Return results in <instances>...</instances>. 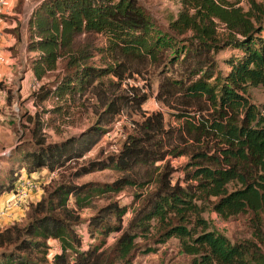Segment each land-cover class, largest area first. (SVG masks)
I'll return each mask as SVG.
<instances>
[{"label":"trees","instance_id":"1","mask_svg":"<svg viewBox=\"0 0 264 264\" xmlns=\"http://www.w3.org/2000/svg\"><path fill=\"white\" fill-rule=\"evenodd\" d=\"M239 1L181 0L163 29L139 0L37 2L27 24L39 84L31 93L39 109L25 116L33 141L0 196L22 169L58 171L59 179L30 203L25 221L0 229V264H135L139 248L149 253L170 238L189 257L180 264H264V104L248 96L264 86V3ZM225 48L237 53L223 71L216 55ZM154 80L153 97L175 124L143 109ZM123 114L120 146L83 159ZM66 127L78 130L48 139V129ZM105 169L117 174L110 182H76ZM125 189L129 204L116 199ZM85 209L94 242L81 236ZM208 209L225 220L248 214L251 237L216 231ZM49 239L59 244L51 257Z\"/></svg>","mask_w":264,"mask_h":264},{"label":"rangeland","instance_id":"2","mask_svg":"<svg viewBox=\"0 0 264 264\" xmlns=\"http://www.w3.org/2000/svg\"><path fill=\"white\" fill-rule=\"evenodd\" d=\"M39 1L40 0H6L1 14V25L6 39L2 48L7 56V63L0 69V87L6 93L5 100L0 105V184L8 183L10 172H12L13 169H18L20 166L22 150L27 147L26 144L33 141L32 135L27 128L29 124L25 116L27 114H34L37 109H39L31 98V93L34 89L39 87V84L32 78V76H30V74L28 76V71L31 66V57L34 56V53H28L27 51V24L35 5ZM256 1L264 3V0ZM139 2L149 14L154 25L160 29L166 28L169 21L176 16L181 7V0H139ZM238 4L246 8V0H240ZM232 53H237V50L225 48L217 53L216 59L218 61V66L223 71L227 69V66L223 63V59ZM156 86L157 81L154 80L152 85L153 94H151L143 104V109L147 111L160 109L164 111L166 121L175 124L176 122L173 117L168 114L167 108L162 107L154 99L153 95L156 91ZM248 96L253 103L257 106H261L264 104V86L258 85L250 87L248 89ZM51 104L52 102L50 100L43 103L46 108ZM45 119H47V115H45ZM126 120L127 117L125 114L116 117L108 126L107 132L101 137L100 141L85 154L83 159L95 157L100 150H103L104 153L114 152L120 146V143L124 138V125L126 124ZM87 124L88 121L84 119L81 127H84ZM77 130L78 127H66L64 132L56 133L54 130L48 129V139L51 141H57L67 133H72ZM17 149L19 150L17 151ZM185 160L186 158L182 156L172 159L171 162L174 166H178ZM178 175L179 172L175 173V176ZM21 176L26 177L30 176V174L25 169H22V172H19L17 180ZM49 176L50 172L47 169H42L37 171V173L31 177H35L42 181V189L44 193L45 186L50 182L59 179V172L56 171L55 175L50 179ZM116 176L117 174L114 171L105 169L85 174L76 179V182H110ZM11 192L12 191H5L0 198L2 196H8L9 194L10 197H12ZM37 199L38 198H33L32 201H37ZM116 199L122 204L131 203V190L125 189L116 196ZM96 202L101 204L103 203V200L97 199ZM28 212V207L24 206L22 209H17L6 214L5 217H14L12 220H8L11 222L25 221ZM91 212V209H85L82 212L83 220L79 224L81 236L84 241L90 239L87 229L85 230L83 228L86 227L85 218ZM129 216L130 212L126 215V218ZM203 216L212 228L224 234L231 240L251 237L252 229L248 222V214H239L225 220L217 213L208 209L203 213ZM4 218L0 221V229L12 224L8 222L9 224L6 225ZM90 240H92L91 242L95 241L94 239ZM113 241L114 234L107 239L106 244L110 245ZM139 242L140 245H142V242ZM48 245V257H51V255L59 249V244L56 240L49 239ZM154 247L155 250L149 253H144L142 252V249L139 248L135 254V264H180L188 263L189 261V257L179 251L178 241L174 238H170L167 242L155 245Z\"/></svg>","mask_w":264,"mask_h":264},{"label":"built area","instance_id":"3","mask_svg":"<svg viewBox=\"0 0 264 264\" xmlns=\"http://www.w3.org/2000/svg\"><path fill=\"white\" fill-rule=\"evenodd\" d=\"M5 2L6 0H0V69L7 63V56L2 48L5 33L1 25V14L3 12ZM5 96L6 93L0 87V105L4 102ZM55 172L56 171L50 172L49 179L55 175ZM42 193V181L40 179L31 176H21L17 181L15 189L11 192L12 197L0 206V221L10 212L22 209L24 206L28 207L33 198L40 199Z\"/></svg>","mask_w":264,"mask_h":264},{"label":"crops","instance_id":"4","mask_svg":"<svg viewBox=\"0 0 264 264\" xmlns=\"http://www.w3.org/2000/svg\"><path fill=\"white\" fill-rule=\"evenodd\" d=\"M5 38H4V42H5ZM29 74H30V76H32V78H33V74H32V71L31 70H29L28 71V76H29ZM37 173V172H36ZM35 173H33V174H31L30 176H33ZM8 199H10V194L8 195V196H2L1 198H0V200H1V203H0V206L5 202V201H7ZM17 212H19V211H17ZM17 212H16V214H17ZM14 217H8V218H4L5 219V224L7 225V224H9L8 222H10V223H14V222H11V221H8V220H12ZM7 219V220H6ZM10 225V224H9Z\"/></svg>","mask_w":264,"mask_h":264}]
</instances>
